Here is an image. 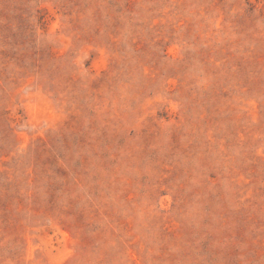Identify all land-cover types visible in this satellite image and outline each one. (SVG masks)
<instances>
[{
	"label": "rangeland",
	"instance_id": "374dc122",
	"mask_svg": "<svg viewBox=\"0 0 264 264\" xmlns=\"http://www.w3.org/2000/svg\"><path fill=\"white\" fill-rule=\"evenodd\" d=\"M0 264H264V0H0Z\"/></svg>",
	"mask_w": 264,
	"mask_h": 264
}]
</instances>
